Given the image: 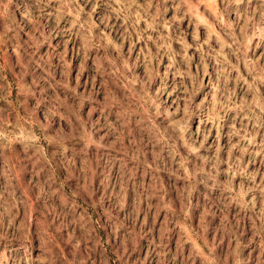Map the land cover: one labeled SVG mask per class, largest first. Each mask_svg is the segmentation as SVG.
I'll list each match as a JSON object with an SVG mask.
<instances>
[{
  "label": "rangeland",
  "instance_id": "374dc122",
  "mask_svg": "<svg viewBox=\"0 0 264 264\" xmlns=\"http://www.w3.org/2000/svg\"><path fill=\"white\" fill-rule=\"evenodd\" d=\"M0 264H264V0H0Z\"/></svg>",
  "mask_w": 264,
  "mask_h": 264
},
{
  "label": "built area",
  "instance_id": "2783aa9c",
  "mask_svg": "<svg viewBox=\"0 0 264 264\" xmlns=\"http://www.w3.org/2000/svg\"><path fill=\"white\" fill-rule=\"evenodd\" d=\"M1 89H2V85H1V77H0V94H1Z\"/></svg>",
  "mask_w": 264,
  "mask_h": 264
}]
</instances>
